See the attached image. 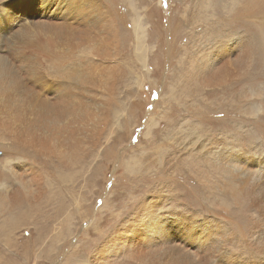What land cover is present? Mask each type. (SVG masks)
<instances>
[{
	"label": "rangeland",
	"instance_id": "1",
	"mask_svg": "<svg viewBox=\"0 0 264 264\" xmlns=\"http://www.w3.org/2000/svg\"><path fill=\"white\" fill-rule=\"evenodd\" d=\"M47 1L0 0V204L16 188L35 203L0 212V264H153L150 241L131 233L146 201L165 202L161 215L177 210L190 222L215 217L209 188L188 167L192 126L214 158L221 147L225 156H264V0H71L59 11ZM229 41L245 47L244 71L233 58L232 83L196 85L198 63ZM186 82L197 103L179 96L175 85ZM172 90L178 100L169 102ZM245 93L237 117L225 103ZM248 107L254 113H243ZM252 198L250 190L246 215L262 223ZM250 219L236 218L248 236ZM169 233L168 244L176 237ZM204 250L214 257L208 264L243 263L230 251ZM251 250L264 256V243ZM183 252L197 254L196 244Z\"/></svg>",
	"mask_w": 264,
	"mask_h": 264
},
{
	"label": "bare ground",
	"instance_id": "2",
	"mask_svg": "<svg viewBox=\"0 0 264 264\" xmlns=\"http://www.w3.org/2000/svg\"><path fill=\"white\" fill-rule=\"evenodd\" d=\"M70 2H71V0H65L64 3L62 5H60L58 3H55V2H52L51 0H49V1H47V6H50V7L53 6V7H55V10L58 9V11H59L63 7L70 4ZM94 2H95V0H88V4H92ZM129 7L130 6L128 5V9H129ZM134 23H135L137 28H140V24L137 20H135ZM25 35L31 37V39L36 37V35H34L30 32H25ZM141 38H143V37H141ZM91 44H92V42H85L84 41V44L83 45L80 44V46L85 47V46L91 45ZM223 46H225L223 50L219 51L218 53L214 54L211 57H206L203 61H200L198 63L199 64L198 66L195 67V70L191 73L190 78L196 85L205 88L207 86H209V87L210 86L216 87L219 85L225 86V85L232 83L234 73L228 68L227 62L233 58H235L237 61L234 63V67L239 68L241 73L244 71V69L246 68V61L245 60L247 58V55H245V47H244L243 51L239 48L235 49V43L230 42V41L226 42L225 45H223ZM139 48L140 47H138V49ZM76 49L77 48L75 47L74 48L75 52H76ZM15 77H14V79H15ZM175 86L180 87V89H181L180 94L176 90L175 91L172 90V92H171L172 95L169 96V98H168L169 102L171 101V99L177 101L178 97L176 94H179L180 97L184 98L185 105L188 103L189 99L191 102L197 103L196 95H198V94L196 93V90L193 91L192 89H190L191 85L188 82L183 83V84L178 83ZM160 88L162 89V87H160ZM175 89H176V87H175ZM160 91H163V90H160ZM250 97L251 96L248 95L247 93L240 95V96H235L233 100H229L228 103H225L226 105L228 104L226 107H231V109L236 108V110H234L235 112L232 111V114L236 113L237 117H238V115H243V114H240L241 111L238 112V109H241V106H243L244 104H246V106H247L248 99H250ZM8 100H10V98H8L6 101H8ZM13 101L14 100L11 99V102H13ZM249 102L251 103L252 100H250ZM242 103H244V104H242ZM252 103H254V102H252ZM193 106L196 108V111H193L194 109H191V111H193L196 114H200V115L204 114L202 112V110H203L202 107H200L199 105L197 106L196 104H193ZM238 106H240V107H238ZM218 107H219V104L215 108V110ZM252 110L253 109L251 107H248L246 111H244L242 109L243 113H245V114L254 113V111H252ZM226 111H229V108H227ZM192 128L193 129L190 130V134H192L193 139H190V140L188 139L189 142L187 145H190L193 143L192 148H194L195 150L194 149H193L194 151L192 150L194 153H192L191 156L194 159V161H191L192 158L189 157L190 160H188V165H189L188 167L190 168V170H192L194 175L199 177V178L195 179V177L193 178V176H192V180H194L195 183L197 182L196 184H198V185L203 184L205 188L206 187L209 188L208 198L211 199V202H213L212 205H209V207L212 210L215 217L212 219H209V218L201 217V216H203V214H197L196 217L193 219V221L190 222V221H186L187 218L184 215H182V216H179L178 214L176 215L175 212L177 210L170 215H164V214L161 215L159 211L163 207L162 204H164L165 202L162 204H158V201H156V204H155V203H151V202L149 203L146 201L144 203L145 204L144 207L142 205L136 213L137 219L134 222V226L131 228L132 235L139 233L143 240L150 241L151 248H150L149 252L147 254H145V257L147 256L146 258H148V260L153 264H183V263H186V264H208L214 257L213 256L208 257L205 255L206 252L204 253V251H205L204 245L206 246V244L209 245V247L211 249L215 250V252L220 251L221 249L225 250V251H230L233 255H235L237 258H239L244 264H249V263L250 264H264V256H262L261 253H259V252H255L253 254V252L251 250L252 247H254V245H257L260 247V245H262L264 243L263 242L264 241V156L261 155V157H260V156H256V154H254V155L248 154L246 156H241L240 152H238L240 154L232 153L231 155L225 156V155L229 154V152L228 153L225 152L223 150V148L221 147V148H218V152L216 154L217 157L214 158L213 155L212 156L209 155V151L206 149L205 144L203 142L199 144V138L200 137L195 135L196 130H197V126L196 125L192 126ZM237 128L239 130V127H237ZM240 129H241V127H240ZM239 132H240V130H239ZM196 136H197V138H196ZM29 141H30V139H29ZM18 143L20 145L19 141H18ZM25 145H26V143H25ZM196 146H197V148H199V150L196 149ZM210 147L208 146L207 148H210ZM232 148H233V146H232ZM190 149L191 148H187V150H190ZM205 150H207V152ZM245 151L247 152V150H245ZM223 152H225V153H223ZM234 152H236V151H234ZM246 152H245V154H246ZM204 153H205V155H204ZM216 155H214V156H216ZM170 158L172 159V161H174V159H176L177 161H181V159H182L179 156H178V158H174V155L173 156L171 155ZM184 160L186 161V159H184ZM252 160L257 161L259 163V166L256 168V170H252V168H253L252 163H251ZM172 161H170V162H172ZM170 165L171 164H169V160H168L167 161V167L170 168ZM182 165H184V164L182 163ZM253 171L258 173L259 177H257V178L260 179V177H262V179L259 180L260 183L254 182V175L255 174ZM214 173L218 174L216 179L213 178ZM252 180H253V182H251ZM54 183H53V185H54ZM34 184H35V186H37V183H34ZM24 188H26V186ZM158 188H159V186H158ZM250 190H252L254 193V198H252V203H251L250 207H252L254 210H256V209L259 210L257 214H258V217L262 219V221H261L262 223H258V222L255 223L254 220H251L250 217L248 215H246L247 209L249 207L246 206L244 201L248 198V191H250ZM216 191L219 192V195L215 194ZM31 198L32 197L28 198L20 188L19 189L16 188L14 190V193L9 198V200H7V205H1L0 204V212L1 213L7 212L8 211L7 208H10L11 210H13L15 208L20 207L21 205L23 206V204H35L34 199H31ZM58 198H59V196L57 197V199ZM48 201H50V200H48ZM148 201H150V200H148ZM50 203L52 204V201ZM54 204H55V202L53 203V205ZM45 206L47 207V204ZM57 207H58V205H57ZM231 208H233V209L231 210ZM141 209H143V210H141ZM56 212H61V211L59 210ZM246 216H247L248 220L250 219V221L252 223H255L254 227H253L254 232H249L250 236H248L246 234L245 229L241 225L239 226L236 223V218H244ZM3 217H4V215H3ZM45 217L46 216L43 215V218H45ZM143 219L148 220V222L146 223L145 226H143L144 221L141 224V221ZM4 221H6V220L4 219ZM47 221L48 222H46V224L49 223V220H47ZM70 221H72V220H70ZM55 223H57V222L55 221ZM30 224H32L34 227L37 225L36 221H32L31 223H28V225H30ZM166 224H171V225L165 230ZM175 226L177 227V229ZM226 230H229L230 237L228 236ZM169 231L176 234L174 241L170 244H168V241L171 240ZM233 231H235L237 233H233ZM240 235H242V236H240ZM129 236H130V234H129ZM208 239H210V241ZM40 242H41V240L39 241V243ZM188 243H190V244H188ZM194 244H196V249H197L198 253L197 254L194 253V254H192V256L187 257L186 254L183 252V250L186 248V246L194 245ZM44 246L46 247V244ZM227 246H230V248L232 250L229 248L227 249ZM123 247H124V245H123ZM135 252L138 254V250H136ZM128 253L129 252H127L126 254H128ZM133 253H134L133 251L130 252V254L134 256ZM211 253L212 252L210 251V254ZM245 254H248V256L245 257ZM99 257H103L102 253L99 255ZM150 262H148V263H150Z\"/></svg>",
	"mask_w": 264,
	"mask_h": 264
},
{
	"label": "water",
	"instance_id": "3",
	"mask_svg": "<svg viewBox=\"0 0 264 264\" xmlns=\"http://www.w3.org/2000/svg\"><path fill=\"white\" fill-rule=\"evenodd\" d=\"M0 156H1V152H0Z\"/></svg>",
	"mask_w": 264,
	"mask_h": 264
}]
</instances>
